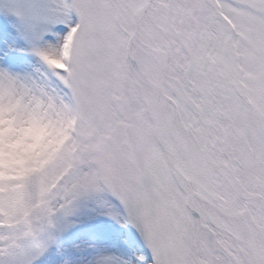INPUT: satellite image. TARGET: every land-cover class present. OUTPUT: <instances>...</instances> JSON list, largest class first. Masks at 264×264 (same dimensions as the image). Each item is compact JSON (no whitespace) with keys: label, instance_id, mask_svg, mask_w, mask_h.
I'll return each instance as SVG.
<instances>
[{"label":"snow or ice","instance_id":"snow-or-ice-1","mask_svg":"<svg viewBox=\"0 0 264 264\" xmlns=\"http://www.w3.org/2000/svg\"><path fill=\"white\" fill-rule=\"evenodd\" d=\"M0 264H264V0H0Z\"/></svg>","mask_w":264,"mask_h":264}]
</instances>
